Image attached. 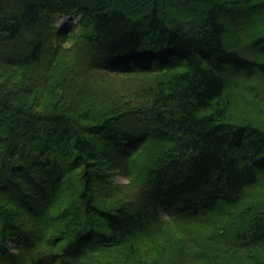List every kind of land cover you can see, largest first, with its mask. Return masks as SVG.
I'll use <instances>...</instances> for the list:
<instances>
[{
  "label": "trees",
  "instance_id": "1",
  "mask_svg": "<svg viewBox=\"0 0 264 264\" xmlns=\"http://www.w3.org/2000/svg\"><path fill=\"white\" fill-rule=\"evenodd\" d=\"M0 264H264V0H0Z\"/></svg>",
  "mask_w": 264,
  "mask_h": 264
},
{
  "label": "rangeland",
  "instance_id": "2",
  "mask_svg": "<svg viewBox=\"0 0 264 264\" xmlns=\"http://www.w3.org/2000/svg\"><path fill=\"white\" fill-rule=\"evenodd\" d=\"M71 18L72 17H60L57 21V26L59 28L63 29L72 20ZM72 46H73L72 44L71 45H65L64 49L62 51H60L59 55L57 56L60 64H66L68 67H76L74 59H73V53L71 52ZM84 73H85V71L83 69L82 72H80L78 74V76L75 77L76 87L79 90V92L84 91V84H85L84 77H85V75H87L86 73L85 74ZM26 76H28L30 78L29 84H33L34 86H36V83H35L36 77L38 78L36 80H37V83H39V84L42 81H46L45 78H43L42 76H36V75L29 74V73ZM88 76H90L91 78H93V80H95L93 83V88L96 91H100V90L102 92H104V91L108 92L109 91L112 94L119 91L120 94H123L124 96H126L128 98L129 93L133 92L136 89L134 84L132 83L133 81H130L127 79L129 77L123 78V77L108 76L105 74L102 75V72H100L99 70H96V69H92L91 71H89ZM69 77H71V75ZM49 86H50V84H49ZM121 89H123V91ZM124 90H126V91H124ZM49 91H53V90L49 89ZM129 169H130L129 176H131V178H133L136 181L139 180L138 176L134 175V173L136 172L135 164L133 166H131ZM113 179H114V182H116V183H123V184L127 183L126 182L127 177H125L122 174L115 175Z\"/></svg>",
  "mask_w": 264,
  "mask_h": 264
}]
</instances>
